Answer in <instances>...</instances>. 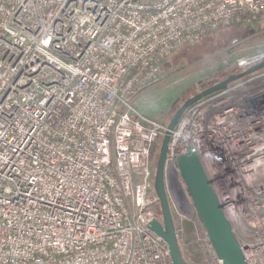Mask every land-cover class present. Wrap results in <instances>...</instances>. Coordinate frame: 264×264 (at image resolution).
Here are the masks:
<instances>
[{
  "label": "built area",
  "instance_id": "built-area-1",
  "mask_svg": "<svg viewBox=\"0 0 264 264\" xmlns=\"http://www.w3.org/2000/svg\"><path fill=\"white\" fill-rule=\"evenodd\" d=\"M261 20L264 0H0V264H173L151 229L167 124L128 90L209 30ZM191 145L247 264H264V68L190 105L169 143L184 255L191 233L223 264L178 165Z\"/></svg>",
  "mask_w": 264,
  "mask_h": 264
},
{
  "label": "rangeland",
  "instance_id": "rangeland-1",
  "mask_svg": "<svg viewBox=\"0 0 264 264\" xmlns=\"http://www.w3.org/2000/svg\"><path fill=\"white\" fill-rule=\"evenodd\" d=\"M197 44V51L188 50L189 54L176 65L162 69L158 65L134 82L127 93L131 104L142 114L168 124L187 98L231 73L246 69L250 62L264 55V20L223 26ZM160 148L161 143L155 165ZM159 214L162 216L160 207ZM188 234L184 242L187 260L190 264H206L204 254L199 253L191 233Z\"/></svg>",
  "mask_w": 264,
  "mask_h": 264
},
{
  "label": "water",
  "instance_id": "water-1",
  "mask_svg": "<svg viewBox=\"0 0 264 264\" xmlns=\"http://www.w3.org/2000/svg\"><path fill=\"white\" fill-rule=\"evenodd\" d=\"M263 68L264 59L248 66L240 72L231 73L228 77L202 89L187 98L167 124L166 132L162 137L155 172V190L160 201L162 220L154 221L151 229L163 237L168 243L173 264L190 263L185 257L179 242L165 182L166 158L172 131L180 121L183 112L190 105L204 96L227 88L230 83ZM178 165L193 199L199 219L207 231V235L217 256L222 259L223 264H247L243 246L233 229L230 219L223 210L222 203L214 190V186L207 174L203 161L195 151L193 145H191L189 151L178 155Z\"/></svg>",
  "mask_w": 264,
  "mask_h": 264
},
{
  "label": "trees",
  "instance_id": "trees-1",
  "mask_svg": "<svg viewBox=\"0 0 264 264\" xmlns=\"http://www.w3.org/2000/svg\"><path fill=\"white\" fill-rule=\"evenodd\" d=\"M231 25H236V24H230L228 26H231ZM223 26H220V27H217V28H214V29H211L209 30L208 32H206L203 36H201L198 41L194 42V43H187L185 44L182 48H179L178 50L172 52L170 55H168L165 59H163L161 61V63L159 64L160 66V69L165 68V66L167 65H176L178 63L179 60L181 59H184L189 53H188V50H193V52L191 53H194L197 51V43L200 42L201 39H203L207 34L209 33H214V32H217L218 30H220ZM262 59H264V55L255 59L254 61L250 62V65L254 64V63H257L259 61H261ZM248 65V66H250ZM247 66V65H246ZM247 66V67H248ZM218 82V81H216ZM160 143H161V140H159L158 142H156L153 146H152V149H151V156H152V159H153V162H155V158H156V152H157V147L160 146ZM187 230L190 232L191 229H190V226L187 225Z\"/></svg>",
  "mask_w": 264,
  "mask_h": 264
}]
</instances>
